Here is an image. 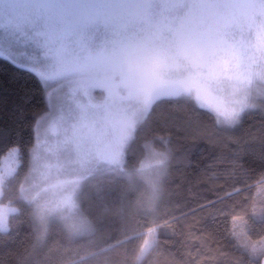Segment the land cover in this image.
I'll list each match as a JSON object with an SVG mask.
<instances>
[{
	"label": "rangeland",
	"instance_id": "obj_1",
	"mask_svg": "<svg viewBox=\"0 0 264 264\" xmlns=\"http://www.w3.org/2000/svg\"><path fill=\"white\" fill-rule=\"evenodd\" d=\"M197 49L226 54L236 73L200 77L211 103L198 93V69L186 55ZM0 57L33 72L46 101L20 197L32 205L41 243L53 219L80 235L91 228L78 206L89 176L113 172L156 197L167 156L147 173L125 166L127 146L155 100L190 97L226 127L257 106L264 97V0H4ZM19 162L17 146L0 160L1 230L16 210L1 195ZM71 219L78 230L68 228Z\"/></svg>",
	"mask_w": 264,
	"mask_h": 264
},
{
	"label": "trees",
	"instance_id": "obj_2",
	"mask_svg": "<svg viewBox=\"0 0 264 264\" xmlns=\"http://www.w3.org/2000/svg\"><path fill=\"white\" fill-rule=\"evenodd\" d=\"M45 107L40 79L0 57V160L13 146L20 158L1 195L16 210L9 228L0 229V264H262L264 97L229 127L190 97L155 100L127 146L125 166L163 149L167 162L156 197L113 172L89 176L78 206L90 230L71 235L53 219L41 243L20 186L34 121ZM152 231L153 244L141 255Z\"/></svg>",
	"mask_w": 264,
	"mask_h": 264
},
{
	"label": "snow or ice",
	"instance_id": "obj_3",
	"mask_svg": "<svg viewBox=\"0 0 264 264\" xmlns=\"http://www.w3.org/2000/svg\"><path fill=\"white\" fill-rule=\"evenodd\" d=\"M3 2L4 0H0V4H2ZM186 55L198 69L197 73L193 76V79L196 82L198 93L202 95L205 100L211 103L213 100V94L207 83L202 82L200 80V77L219 80L226 76L236 75V73L233 71V64L231 59L226 54L220 55L215 49H211L208 51L197 49L195 54L186 53ZM234 111L235 110H223L225 115H231Z\"/></svg>",
	"mask_w": 264,
	"mask_h": 264
},
{
	"label": "clouds",
	"instance_id": "obj_4",
	"mask_svg": "<svg viewBox=\"0 0 264 264\" xmlns=\"http://www.w3.org/2000/svg\"><path fill=\"white\" fill-rule=\"evenodd\" d=\"M163 155H165V151L163 149L153 148L149 156L141 160V162L137 166V172L138 173L150 172L154 167L157 166L158 159L162 158ZM68 228L72 231H76L80 228V223L75 219H71L68 222Z\"/></svg>",
	"mask_w": 264,
	"mask_h": 264
},
{
	"label": "crops",
	"instance_id": "obj_5",
	"mask_svg": "<svg viewBox=\"0 0 264 264\" xmlns=\"http://www.w3.org/2000/svg\"><path fill=\"white\" fill-rule=\"evenodd\" d=\"M262 264H263V262H262Z\"/></svg>",
	"mask_w": 264,
	"mask_h": 264
},
{
	"label": "flooded vegetation",
	"instance_id": "obj_6",
	"mask_svg": "<svg viewBox=\"0 0 264 264\" xmlns=\"http://www.w3.org/2000/svg\"><path fill=\"white\" fill-rule=\"evenodd\" d=\"M130 3V2H129Z\"/></svg>",
	"mask_w": 264,
	"mask_h": 264
}]
</instances>
